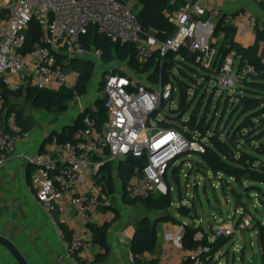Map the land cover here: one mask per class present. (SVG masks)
Wrapping results in <instances>:
<instances>
[{"label": "built area", "instance_id": "obj_1", "mask_svg": "<svg viewBox=\"0 0 264 264\" xmlns=\"http://www.w3.org/2000/svg\"><path fill=\"white\" fill-rule=\"evenodd\" d=\"M224 1L240 0H183L170 17L177 28L175 35L161 41L144 31L136 12L137 0H0V167L12 156L33 167L31 188L62 241L61 259L82 264L85 255L90 253L88 258L95 260L97 252L93 247L97 246L92 242L89 224L105 223L100 210L109 203L96 183L102 167L125 160L129 155L142 158L141 170L127 186L128 196L140 199L165 196L173 191L170 183L177 182L175 170L180 178L186 166L191 171L194 169L195 161L185 158H190L192 153L201 156L206 152V137L198 130L188 136L179 129L162 127L160 123L166 115L178 109V105L172 106L177 88L171 82L163 84L162 80L157 84L149 80L142 82L126 64L117 68L119 72L109 71L102 79L100 98L107 114L103 122L86 113L73 141H60L54 135L47 139L44 150L34 155L18 153V141L24 132L16 112H10L5 106L6 93L27 87L47 90L74 87L79 74L68 68L72 60L91 61L90 55L102 60L101 49L86 45L90 29L113 43L134 44L136 59L141 65L156 54L157 61L162 62L168 53L186 46L196 54L199 67L210 69L218 49L212 42L215 24L203 19L207 14L217 20L224 17L226 23L239 26L244 39L250 32L246 28L261 29L258 17L247 8L235 14H223L218 4ZM32 21L40 27L41 35L28 45L27 32ZM260 45L263 49L264 41ZM234 63L235 59L228 57L217 76L215 82L221 92L230 90L238 82V68L234 72ZM255 72V67L249 64L242 71L245 75ZM21 97L13 96L11 101H19ZM84 110L81 106V111ZM221 175L214 173L205 181L210 180L214 185ZM185 199L178 205L193 207V200ZM72 210L81 214L85 222L68 236L61 223L69 219ZM234 216L238 218L213 227V238L205 232L208 244H203L204 233L196 235L199 245L189 251L190 264H207L206 258L216 254H212V245L220 238L228 241L238 238V231L241 234L250 231L256 222L243 207ZM199 221L194 219L195 226H202ZM183 233L184 224L175 231H167L165 236L174 245L183 247ZM232 250L236 252L239 247ZM130 259L135 260L132 253Z\"/></svg>", "mask_w": 264, "mask_h": 264}, {"label": "trees", "instance_id": "obj_2", "mask_svg": "<svg viewBox=\"0 0 264 264\" xmlns=\"http://www.w3.org/2000/svg\"><path fill=\"white\" fill-rule=\"evenodd\" d=\"M182 3L183 0H177L175 3L171 2V0H137V7H141L138 12V20L144 31L154 34L161 41L172 38L177 28L171 22L170 17ZM259 4L264 8V0L259 1ZM236 33V27L225 24L224 19L219 22L214 30L213 37L218 38L220 34H223L224 37L218 40L217 43H213L218 49V54L213 61L212 67L207 69L208 73L204 76L208 80L204 79L203 83L201 82L207 87L212 79L217 80L220 70L232 53L236 55L235 58L239 57L238 83L241 88L235 91L227 101H230V112L235 111L240 113L242 121L237 126L236 131H223L222 134L217 128L211 131L212 133H209L210 124L205 123V117L199 116L204 96L199 98L195 110H193L187 121H183L184 115L194 102V99L191 103L188 101L185 104V101L188 99L190 84L183 80L179 74L177 75L175 71L178 69L189 77L186 70L180 65H196V54L191 52L188 47L182 46L178 51L168 53L162 62L157 61L158 54H156L148 63L141 65L136 59L137 48L134 44L113 43L107 37L97 33L94 29H90L85 42L88 48L94 46L102 50V61L105 63H110L117 59L122 63H126L129 68L138 74H148V80L153 84H157L160 80H162L163 84L173 83L179 89V106L178 109L171 110L160 125L162 127L179 129L188 136H191L192 131H200L202 136L207 138V146L206 152L201 155L202 161L198 164L199 168L202 169L205 167L215 174H222L227 178H232L240 186H244L248 182L251 185L250 187H245L247 192L249 188H252V190H257V192L262 193L264 197V48L262 49L260 45L264 41V29L257 31L255 42L248 46H244L236 40ZM27 35L28 45L41 35V29L35 21L30 23ZM247 64L255 67L256 72L254 74L245 75L242 73L244 66ZM68 68L75 70L79 74L78 81L74 87L64 86L59 90L27 87L19 92L6 93L5 106L9 108L10 112H16L24 133L34 128L35 117L25 115L22 106L11 101L13 96L19 97L24 95L36 108L57 114L66 112L70 102L76 97L88 93L89 83L92 81L94 75L95 64L89 60L74 59L69 63ZM192 70L194 72L196 71L195 68ZM112 72H119V69L115 68ZM191 81L196 82L194 79H191ZM102 87L103 82H101L100 88ZM216 90H219L217 86L213 88L209 97L205 113L203 112L204 116L210 109ZM176 92L173 95L174 99ZM222 93H225V91ZM98 102L97 111H92L90 108H87L74 125L65 127L62 133L51 134L47 139L56 135L60 141H73L75 133L82 122V117L86 113L97 117L100 123L103 122L107 114L103 100L101 99ZM182 102H184L183 105ZM256 119H259L258 124L255 122ZM181 123L185 126L182 127ZM185 127H188L191 132L188 129L186 131ZM253 128H257L259 135H256ZM245 130L249 131L246 132ZM257 140L262 141L259 146L255 145V141ZM247 146H250L252 151H248L246 149ZM138 170H141L139 164L127 159L120 160L116 168L113 163H108L102 167L96 180L103 187L104 193L109 197L116 192L115 177H117L123 190L122 202L124 204L129 206L139 204L149 211L168 212L173 203L171 193L165 196H153L147 199L131 198L128 196L127 186L130 180L137 174ZM115 171H117V176H115ZM174 175L177 182H179V173L177 170H175ZM234 192L235 200H240L242 195L235 190ZM107 208L109 209V207ZM112 210L118 216L117 210L113 206ZM160 221H170L173 224L183 225L170 213H163L162 216L156 218L153 222L148 217L138 220L135 226L136 233L131 242V253L135 257L137 264H162L159 258H144L145 254H154L156 251L158 245L157 224ZM61 226L65 229L68 236H70L72 230L64 223H61ZM89 228L92 232V242L100 251L97 253L93 262L88 263L86 260H82V264L103 263L111 253L108 242L110 223L103 225L91 223L89 224ZM251 230H257V240L263 264L264 223L256 221ZM201 232L205 234L202 226L185 224L182 246L188 251L195 249L199 245L196 235ZM226 242H228V239L220 238L216 244L212 245V254L220 250ZM203 244H208L206 234ZM206 260L207 264H211L212 259L210 257L206 258ZM184 264H190V260L188 259Z\"/></svg>", "mask_w": 264, "mask_h": 264}, {"label": "rangeland", "instance_id": "obj_3", "mask_svg": "<svg viewBox=\"0 0 264 264\" xmlns=\"http://www.w3.org/2000/svg\"><path fill=\"white\" fill-rule=\"evenodd\" d=\"M254 1L258 3L261 0H254ZM219 7L225 8L226 3L220 2ZM139 10L140 7H136V12H138ZM212 36L208 38V41L211 42ZM238 40L243 44L249 43L250 41H252V35L249 36L248 40L241 38H239ZM229 57L235 59V63H234V72H235L236 69L238 68L239 57L235 58L236 55L234 53H232ZM89 59H91V61L95 64V69H94L93 79L89 83L88 93L86 95L76 97L73 101H71L68 110L64 114L58 115V114L46 112L45 110H42L40 108H36L27 98L24 97V95H22L21 99L18 102L22 106L25 115H32L36 118V122H35L36 125L34 129L30 130L29 133L33 131L32 133L35 134L38 133L39 131H45V130L60 131L64 126L71 124L72 121H74L77 118L79 112H81L80 111L81 109L77 107V105L82 104L85 105L86 107L94 108L96 104L99 103L98 102L99 100L97 102L96 100L101 96L100 86L102 79L104 78L103 73L105 71H112L113 69L118 67H125L126 65V63H122L117 59L110 63H105L94 55H90ZM180 66L183 67V69L186 70L187 74L189 75V77L186 76L178 69H176L175 71L177 75L179 74L183 80L189 82L190 84V88L188 91V99L185 101V104L188 101H190L191 103V101L194 99V102L191 104L188 111L184 115L183 121H187V119L192 114L193 110H195L199 98H201V96H204V99L201 104L202 108L199 116L205 117V123L210 124L209 133H212L211 131H213L215 128H217L218 131L221 132V134L223 131H236L237 126L242 121V116L238 112L235 111L230 112V106H229L230 101L228 102L227 99L231 97V95L235 91L241 88L239 83L237 82L238 83V84L236 83L237 85L230 88V90H226L225 93H222L220 90H216V92H214L213 95L210 109L204 116L209 97L213 91V88L216 86V82L215 80H212V82L207 87H205V84L202 83L203 80L206 79V77L204 76L208 73L207 70L202 69L197 64L196 65L190 64V66L189 64L186 66L181 64ZM194 68L196 69L195 72L192 70ZM147 75L148 74H138L135 76L140 81L147 82L148 80ZM190 78L196 80V82L191 81ZM197 91H198V96H197ZM183 103L184 102H182V105ZM178 104H179V89L177 88V92L175 95L174 102L172 103V106L175 107V105ZM258 121L259 119L255 120L257 124ZM181 126L184 127L185 125L181 123ZM245 131L247 132L249 130H245ZM253 131L256 132V135L257 134L259 135L257 128H253ZM189 132L191 131L189 130ZM261 142H262L261 140L260 141L257 140L255 141V145L259 146ZM246 149L248 151H252L250 146H247ZM189 159L191 161H195V165L193 167L194 169L191 171L190 167L186 166L184 168L183 173H181L179 182L176 181L171 182V186L173 188L171 195L174 205L171 206L168 212H153V211H149L148 209H146L145 207L139 204L135 206H129L127 204H124L122 202L123 190L121 189L119 179L115 177L117 189L115 194L112 195L113 196L112 204L113 207L117 210V213L119 215L121 214L122 218L131 219L130 222L134 226H136L137 221L140 220L141 218L148 217V219L153 222L157 217H160L163 213L172 214V216H174L178 221H180L184 225L185 224L193 225L194 219L200 220L202 221V227L204 231L210 237L213 238L214 237L213 227L224 224L225 222L229 223V220L238 218V216H234V214L236 210H240L242 208V205L239 204H242V201H244L245 199V204L249 211L248 212L246 210L247 213L250 214L251 217H253L256 221H261V222L264 221L263 207L259 206L256 202V199L259 198L262 205L264 204L263 194L257 192V190H252V188H249V191L247 192L245 187L247 186L250 187L251 185L250 183L246 182L244 186H240L233 179L221 175L217 177L218 179L214 181V185H213V183H211L210 180L205 181L207 177L214 176L213 171H210L205 167L200 169L197 166V164H200L202 161L201 156L196 153H192V156L190 158L187 157L185 158V160H189ZM263 160H264V156H263ZM117 164H118L117 162L114 163L115 168L117 167ZM115 176H117V171H115ZM199 181L201 182L200 185L197 187L196 184ZM188 185L191 186L187 187ZM234 190L242 195V198L238 201L235 200L236 197L234 196L235 195ZM186 193H188L187 196H185ZM185 198L189 200H193L194 205L196 207V209L193 210L194 212L189 217L180 216L176 210L177 205L181 203V200H186ZM188 206L191 207L192 205H188ZM11 208L14 211L20 209V204L18 200H13V205L11 206ZM200 221L198 222V224L200 223ZM2 229L7 233H9L13 238L17 237V231L18 229L20 230L18 225H14L11 222L4 224ZM243 234L244 237L242 240H239L237 237H234V239L227 242V244L222 249H220V253L230 251L229 252L230 261L227 262L226 258H223L220 260L221 262H224V264H248L249 260L253 259L255 254H259L260 256L259 262L260 264H262V257L259 251L258 240H257V230H250V233L243 232ZM237 235H241V232L238 231ZM233 241H235L234 245L232 244ZM243 245H246V248L243 250V252H241ZM236 246L239 247V250L238 252L233 254L232 247H236Z\"/></svg>", "mask_w": 264, "mask_h": 264}, {"label": "crops", "instance_id": "obj_4", "mask_svg": "<svg viewBox=\"0 0 264 264\" xmlns=\"http://www.w3.org/2000/svg\"><path fill=\"white\" fill-rule=\"evenodd\" d=\"M223 3H226V7H221L223 10L221 8L220 9L222 10V13L226 15L235 14L245 8L252 10L260 21V28L264 29V8L260 6L259 2L256 3L254 0H240L238 2L224 1ZM221 18L222 17L217 20L207 14L203 19L211 20V22L215 24L216 28L217 23ZM224 23L236 27V40L241 43L238 39H244L243 30H241L239 26L226 23L225 20ZM246 29L250 32L247 38L245 39L248 40L249 36L252 35V41L246 44L241 43L244 46H248L254 43L257 34V30L249 28ZM223 37L224 35L220 34L218 38H213L212 42L217 43L218 40L223 39ZM212 80L210 81V83L212 82ZM98 100H101V98H98L96 102ZM14 103L19 104L18 101ZM81 106L84 107L85 110H87V108H90V110L92 111H97V104L94 108L86 107L82 104L77 105V107H79L80 109ZM64 113L57 114L60 115ZM77 119L78 116L74 121H72L71 124L64 126L60 131L45 130L39 131L35 134L32 133L33 131L29 133L30 130L25 132L18 141V153L25 152L34 155L44 150L47 137L54 133H62L65 127L74 125L77 122ZM115 162L118 163V161ZM115 162H113V164ZM32 171L33 167L26 163L23 159L18 158L17 156H12L4 163L3 166L0 167V231L7 238L17 241L18 247L21 249L30 264H73L69 260H63L60 258V256L64 252V246L60 237L57 234L56 227L48 216L47 211L41 205V203L38 202L36 195L31 188ZM97 186L98 188L101 187L103 189V187L98 183ZM112 197V195L109 197L106 195L105 200H107L109 203L105 208L103 207V209L100 210L101 218H104L105 223H110V228L108 231V242L111 249V253L106 261L97 264H137L136 260L132 261L130 259L131 242L135 236L136 227L130 222L131 219L122 218L121 214H118V216L116 215L114 210H112ZM13 200H18L20 204L19 210L14 211L11 208V206L13 205ZM256 202L259 206H262V203L259 198L256 199ZM239 205H242L243 209H245V211H248V208L245 204V199L244 201H242V204ZM107 207H109V209ZM68 217L69 219L64 224L71 230L80 228L85 222L84 217L81 214H78L75 210H72L69 213ZM8 222L19 226L21 231L18 229L17 237L13 238L9 233L2 229L3 225ZM262 223H264V221H262ZM178 226V224H173L170 221L158 222V245L156 247V251L154 254H145L144 258H159L162 264H184V262L188 260L189 251L186 250L184 247H178L174 245L173 241L167 239L165 236V233L167 231H175ZM247 232L250 233V231H245L244 233ZM243 237L244 234L242 233L238 237V239L242 240ZM245 248L246 245H243L241 252H243ZM93 249L97 253L100 251L98 247H93ZM229 252L230 251L220 253V250H218L216 254L210 256V258L212 259L211 264H224V262L220 261L223 258H226V261L229 262ZM236 252L233 251V254H235ZM88 256H90V253H87L85 255L86 261L88 263L93 262L94 260L91 261L92 259H89ZM0 264H19L14 258V256L9 252V250L1 244Z\"/></svg>", "mask_w": 264, "mask_h": 264}, {"label": "water", "instance_id": "obj_5", "mask_svg": "<svg viewBox=\"0 0 264 264\" xmlns=\"http://www.w3.org/2000/svg\"><path fill=\"white\" fill-rule=\"evenodd\" d=\"M222 19H223V17L219 20V22ZM219 22L217 23V25L219 24ZM105 73H107V71H105L103 74H105ZM130 91H134V89L131 88ZM85 111L86 110H84L83 112H85ZM83 112L81 111L79 113L78 119L80 118V115ZM127 160L133 161V162L139 164L140 166L143 165V159L142 158H136V157H133L132 155H129L127 157ZM262 207H263V215H264V204L262 205ZM194 209H196L195 205H193V207H190L186 204H181V205H178L176 207L177 213L183 217H189L194 212L193 211ZM192 226H195V222H193ZM0 244L9 250V252L14 256V258L17 260V262L19 264H30V262L27 260V258L25 257V255L21 251V249L18 247L17 241H14V240L7 238L6 236H4L1 233V231H0ZM259 257H260L259 254H255L253 259L249 260L248 264H260Z\"/></svg>", "mask_w": 264, "mask_h": 264}]
</instances>
